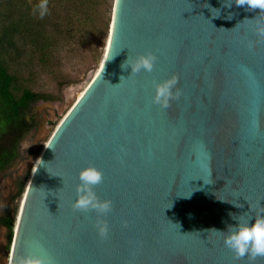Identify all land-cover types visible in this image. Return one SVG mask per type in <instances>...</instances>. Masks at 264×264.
<instances>
[{"label":"water","instance_id":"water-1","mask_svg":"<svg viewBox=\"0 0 264 264\" xmlns=\"http://www.w3.org/2000/svg\"><path fill=\"white\" fill-rule=\"evenodd\" d=\"M258 23L264 12L235 0H114L100 68L24 189L8 262L42 246L55 264H249L211 229L264 207ZM146 51L158 56L153 71L129 77L121 65ZM172 74L182 95L162 110L153 81ZM89 163L113 202L104 239L94 213L72 208Z\"/></svg>","mask_w":264,"mask_h":264},{"label":"rangeland","instance_id":"rangeland-1","mask_svg":"<svg viewBox=\"0 0 264 264\" xmlns=\"http://www.w3.org/2000/svg\"><path fill=\"white\" fill-rule=\"evenodd\" d=\"M22 1L32 7L39 2V0H0L1 25L5 23L7 17L16 18L21 13H25V11L20 12L16 5H21ZM113 3L114 0H95L90 10H87L88 12H85L83 16L86 19H93L92 23L85 28L87 30H83L80 34L72 28L71 31L74 34L72 40L63 46L50 47L47 50L46 59L39 54H32L29 56L32 63L29 64L27 53L29 55L31 51L18 48L16 55L14 53L11 57L16 59V62L10 66L19 72L18 91L29 89L34 93L48 95L51 99L39 101L33 105L30 115L36 122V128L19 142L17 161L7 171L0 174V264H9L6 251L10 250L21 206L23 194L20 198L16 197V184L24 180L27 185L34 165L55 127L99 70L108 39ZM48 6L49 12L71 11L81 16L76 0H49ZM30 15L36 16L32 10ZM56 18L57 16L54 17V15L48 16L49 21L46 26L52 29L51 25ZM36 20L41 21V18L36 17ZM33 21L35 22L34 19ZM49 122L54 125H50ZM2 144L6 143L2 142ZM7 212H11L10 216L14 220L9 246V232L1 224V219Z\"/></svg>","mask_w":264,"mask_h":264},{"label":"trees","instance_id":"trees-1","mask_svg":"<svg viewBox=\"0 0 264 264\" xmlns=\"http://www.w3.org/2000/svg\"><path fill=\"white\" fill-rule=\"evenodd\" d=\"M76 1L81 16L71 11L60 13L54 10L48 12L47 16H44L45 19L43 17L41 21H38L36 20L37 15L35 17L30 15L33 7L22 1L21 5H16L20 12L25 11V13H21L16 18L7 17L5 23L2 25L0 23V174L7 171L17 161L19 142L36 128V122L30 115L33 105L39 101L51 99L48 95L34 93L29 89L18 91L19 72L10 66L16 62V59L11 57L14 53L16 55L18 48L31 51L29 55L27 53L29 64L32 63L29 57L32 54H39L46 59L47 50L50 47L63 46L72 40L74 37L72 28L80 34L83 30H87L85 28L92 23L93 19H86L83 16L85 12H88L87 10H90L95 0ZM53 15L57 18L50 29L46 24L49 21L48 16ZM87 21L89 22L86 23ZM49 124L54 125L52 122ZM2 142L6 144L3 145ZM25 185L24 180L17 182L16 197L22 196ZM10 214L11 212H7L1 219V224L9 232L8 246L14 228V220Z\"/></svg>","mask_w":264,"mask_h":264},{"label":"clouds","instance_id":"clouds-1","mask_svg":"<svg viewBox=\"0 0 264 264\" xmlns=\"http://www.w3.org/2000/svg\"><path fill=\"white\" fill-rule=\"evenodd\" d=\"M235 3L238 6H247L250 10L259 9L260 12H264V0H235ZM48 5L49 0H39L32 9L33 14L42 19L49 12ZM255 34L259 39H264V25L258 23ZM157 60L155 52L146 51L129 55L121 67L130 68L129 77H133L142 72L151 73ZM122 81H125L124 77H121V83ZM178 83L179 77L176 74L159 82L153 81L152 103L162 110L168 109L171 103L179 100L182 95ZM103 180L104 174L95 164L89 163L82 167L78 173L76 199L72 203L75 211L95 214L94 226L101 239L109 234L106 217L113 211L112 200L101 198L96 191ZM253 211L255 215L247 218L244 215L229 213L232 222H225V230L211 229L222 236L224 246L237 260L246 257L249 264H255L257 258H264V207L253 208ZM9 264H55V262L54 258L40 246L38 251H30L25 255L11 258Z\"/></svg>","mask_w":264,"mask_h":264},{"label":"bare ground","instance_id":"bare-ground-1","mask_svg":"<svg viewBox=\"0 0 264 264\" xmlns=\"http://www.w3.org/2000/svg\"><path fill=\"white\" fill-rule=\"evenodd\" d=\"M106 44H107V42H106ZM97 72H98V71H97ZM96 74H97V73H96ZM96 74H95V75H96ZM95 75H94V76H95ZM84 89H85V88H84ZM84 89L82 90L81 95L83 94ZM81 95L79 96V98L81 97ZM79 98H78V99H79ZM78 99H77V100H78ZM75 102H76V101H75ZM73 104H74V103H73ZM69 110H70V109H69ZM67 113H68V112H67ZM67 113H66V114H67ZM66 114H65V115H66ZM58 124H59V123H58ZM55 128H56V127H55ZM46 144H47V143H46ZM42 151H43V150H42ZM38 161H39V159H38ZM38 161L36 162V164L38 163ZM36 164L34 165V167L36 166ZM33 170H34V168H33ZM33 170H32V173H33ZM32 173H31V174H32ZM29 180H30V178H29ZM29 180H28V182H29ZM27 185H28V183H27ZM27 185H26V187H27ZM25 189H26V188H25ZM24 192H25V191H24ZM23 194H24V193H23Z\"/></svg>","mask_w":264,"mask_h":264},{"label":"snow or ice","instance_id":"snow-or-ice-1","mask_svg":"<svg viewBox=\"0 0 264 264\" xmlns=\"http://www.w3.org/2000/svg\"><path fill=\"white\" fill-rule=\"evenodd\" d=\"M49 252L54 251V246L48 249Z\"/></svg>","mask_w":264,"mask_h":264}]
</instances>
